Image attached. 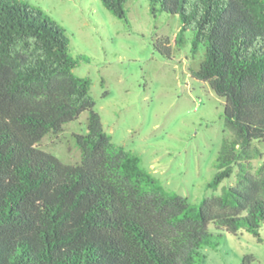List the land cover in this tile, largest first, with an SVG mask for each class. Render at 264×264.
Returning a JSON list of instances; mask_svg holds the SVG:
<instances>
[{"label":"trees","instance_id":"1","mask_svg":"<svg viewBox=\"0 0 264 264\" xmlns=\"http://www.w3.org/2000/svg\"><path fill=\"white\" fill-rule=\"evenodd\" d=\"M149 1L154 13L179 16L176 42L192 31L193 52L206 47L195 75L226 99L234 131L207 187L217 189L237 166L236 182L199 204L166 189L106 132L90 78L74 71L89 58L71 53L64 26L41 6L0 0V264H202L203 248H217L223 230L263 241L264 166L253 172L240 151L264 141V0ZM102 2L127 17V0ZM164 42L155 47L171 58ZM84 111L79 163L41 148Z\"/></svg>","mask_w":264,"mask_h":264},{"label":"rangeland","instance_id":"2","mask_svg":"<svg viewBox=\"0 0 264 264\" xmlns=\"http://www.w3.org/2000/svg\"><path fill=\"white\" fill-rule=\"evenodd\" d=\"M41 6L66 29L70 51L80 60L75 73L91 80L95 109L113 141L142 159L166 189L176 191L192 203L221 194L234 184L225 179L217 189L208 183L218 171L216 158L224 139L234 131L226 124V99L219 96L195 71L205 58L206 47L193 52V32L186 31L178 15L151 10L149 0H127L126 18L116 17L102 0H25ZM170 40L172 57L164 56L156 43ZM88 111L50 132L41 148L63 163L81 161L75 135L87 131ZM242 150V149H241ZM253 172L264 166V141H253L240 151ZM210 229L217 232L215 225ZM217 248L204 247L202 264H264L263 241L245 229L236 235L222 231Z\"/></svg>","mask_w":264,"mask_h":264}]
</instances>
